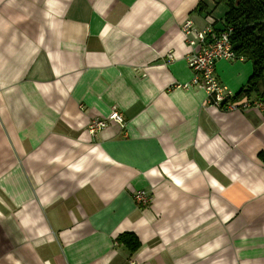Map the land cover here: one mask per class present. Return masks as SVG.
<instances>
[{"label":"crops","instance_id":"crops-1","mask_svg":"<svg viewBox=\"0 0 264 264\" xmlns=\"http://www.w3.org/2000/svg\"><path fill=\"white\" fill-rule=\"evenodd\" d=\"M227 10L0 0V264H264V101L211 106L182 31L222 29ZM216 72L235 97L253 62ZM113 108L125 128L89 134Z\"/></svg>","mask_w":264,"mask_h":264},{"label":"built area","instance_id":"built-area-1","mask_svg":"<svg viewBox=\"0 0 264 264\" xmlns=\"http://www.w3.org/2000/svg\"><path fill=\"white\" fill-rule=\"evenodd\" d=\"M182 31L189 45H198V49L187 57L188 66L195 73L192 85L204 89L208 96V103L216 109L223 111H235L242 105L243 108L249 107L248 102L233 101L234 95L224 86L216 72V66L219 61L243 60V56H238L231 44V29L222 31L216 30L212 25L198 31L191 20H186L182 25ZM193 36V37H192ZM172 60V54H169ZM256 106H261L256 103ZM109 122H114L120 127L125 128V118L118 109L113 108L110 115L106 118H96L88 126V132L96 135L105 129ZM134 200L141 206H149L151 196L144 190L137 191L134 194ZM132 264H139L132 262Z\"/></svg>","mask_w":264,"mask_h":264},{"label":"trees","instance_id":"trees-1","mask_svg":"<svg viewBox=\"0 0 264 264\" xmlns=\"http://www.w3.org/2000/svg\"><path fill=\"white\" fill-rule=\"evenodd\" d=\"M226 3L228 10L224 17V31L231 29V44L238 56L248 57L253 62V74L245 88L233 101L243 100L256 94L259 100L264 101V0H219ZM200 2L195 11H201ZM118 243L129 251L136 252L140 248L138 238L125 233L117 238Z\"/></svg>","mask_w":264,"mask_h":264},{"label":"rangeland","instance_id":"rangeland-1","mask_svg":"<svg viewBox=\"0 0 264 264\" xmlns=\"http://www.w3.org/2000/svg\"><path fill=\"white\" fill-rule=\"evenodd\" d=\"M219 5V4H218Z\"/></svg>","mask_w":264,"mask_h":264}]
</instances>
